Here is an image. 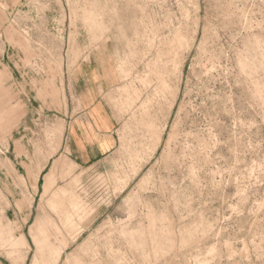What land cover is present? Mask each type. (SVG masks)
I'll return each mask as SVG.
<instances>
[{
	"label": "rangeland",
	"instance_id": "1",
	"mask_svg": "<svg viewBox=\"0 0 264 264\" xmlns=\"http://www.w3.org/2000/svg\"><path fill=\"white\" fill-rule=\"evenodd\" d=\"M84 63L119 121L88 164L53 115ZM0 264H264V0H0Z\"/></svg>",
	"mask_w": 264,
	"mask_h": 264
},
{
	"label": "crops",
	"instance_id": "2",
	"mask_svg": "<svg viewBox=\"0 0 264 264\" xmlns=\"http://www.w3.org/2000/svg\"><path fill=\"white\" fill-rule=\"evenodd\" d=\"M104 69L97 65L78 64L67 68L66 82L71 85L67 108L55 109L54 120L65 122L64 150L80 163H97L113 151L118 143V117L107 99L110 84L107 82ZM15 78L14 72H12ZM12 82L11 90H14ZM26 105L22 121L28 123L24 131H31L36 121L45 118V111L35 107L31 102L36 100L31 90L23 93ZM21 119L20 115L12 116L8 128H14ZM35 122V123H34ZM20 146V147H19ZM22 150L18 141V151ZM5 167L7 165L1 162Z\"/></svg>",
	"mask_w": 264,
	"mask_h": 264
}]
</instances>
